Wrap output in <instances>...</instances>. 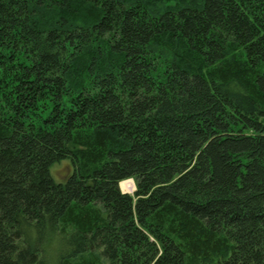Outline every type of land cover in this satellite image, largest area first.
Masks as SVG:
<instances>
[{
  "label": "trees",
  "instance_id": "trees-1",
  "mask_svg": "<svg viewBox=\"0 0 264 264\" xmlns=\"http://www.w3.org/2000/svg\"><path fill=\"white\" fill-rule=\"evenodd\" d=\"M0 264H264V0H0Z\"/></svg>",
  "mask_w": 264,
  "mask_h": 264
},
{
  "label": "rangeland",
  "instance_id": "rangeland-1",
  "mask_svg": "<svg viewBox=\"0 0 264 264\" xmlns=\"http://www.w3.org/2000/svg\"><path fill=\"white\" fill-rule=\"evenodd\" d=\"M73 170L72 162L70 160L63 161L52 167V175L57 182H65L66 179L71 175ZM120 188L123 193H128L134 195L136 191L135 181L130 179V181L123 182L120 184Z\"/></svg>",
  "mask_w": 264,
  "mask_h": 264
},
{
  "label": "bare ground",
  "instance_id": "bare-ground-1",
  "mask_svg": "<svg viewBox=\"0 0 264 264\" xmlns=\"http://www.w3.org/2000/svg\"><path fill=\"white\" fill-rule=\"evenodd\" d=\"M127 181H130V180H127ZM126 182V181H125ZM123 183V182H122Z\"/></svg>",
  "mask_w": 264,
  "mask_h": 264
}]
</instances>
